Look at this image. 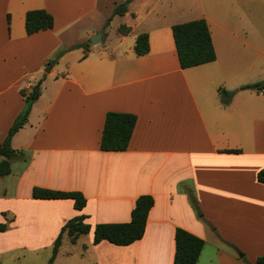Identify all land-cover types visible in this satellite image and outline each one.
<instances>
[{"label":"crops","instance_id":"0c3cea01","mask_svg":"<svg viewBox=\"0 0 264 264\" xmlns=\"http://www.w3.org/2000/svg\"><path fill=\"white\" fill-rule=\"evenodd\" d=\"M122 1L0 0V145L24 109L21 91L41 81L26 124L11 139L23 156L0 176V224H7L0 259L48 264L62 227L84 216L89 233L73 243L64 233L51 264H174L177 228L204 241L196 264H257L264 258V182L257 179L264 92L238 90V80L264 58L252 42L264 29V0H216L215 13L203 0H132L109 18L128 21L117 39L108 44L101 33L90 44L101 32L92 21ZM31 10L50 14L53 28L26 35ZM238 11L252 30L235 28ZM195 19L206 21L216 58L182 69L171 27ZM140 34L148 38L142 56L134 52ZM240 36L253 53L222 50ZM218 90L235 92L227 105ZM108 112L136 117L123 152L99 148ZM35 187L79 192L86 204L78 211L71 199H34ZM142 195L154 202L142 238L94 245V226L128 223Z\"/></svg>","mask_w":264,"mask_h":264},{"label":"trees","instance_id":"16d2710c","mask_svg":"<svg viewBox=\"0 0 264 264\" xmlns=\"http://www.w3.org/2000/svg\"><path fill=\"white\" fill-rule=\"evenodd\" d=\"M132 0H126L119 4L113 14L121 15L126 12V6ZM107 25V24H106ZM24 28L26 35H33L40 31L53 28V18L44 10H31L25 14ZM120 28V32H121ZM172 37L176 49V54L180 67L182 69L192 68L199 65L211 63L215 60V52L212 44V38L208 25L204 19H195L183 23L174 24L171 27ZM134 52L138 56L145 55L148 52V38L146 34L137 36L134 45ZM51 64L48 63L47 66ZM41 81L35 84L26 95L21 91L24 97V109L14 120L9 128L7 135L0 145V156L4 158L0 162V176L7 175L10 172V161L21 159L22 153L11 148V139L14 134L21 129L27 122L28 114L32 104L40 96ZM241 90L250 89L256 93L264 92V81L240 87ZM219 99L222 105H227L233 92L218 90ZM136 122L133 114L108 112L105 115L104 126L100 140V150L105 152H123L127 149ZM226 153H238L236 150H227ZM257 179L264 182V171L257 174ZM32 197L42 200L71 199L75 210H81L86 200L79 192H60L44 188H33ZM190 205L196 216L201 219V212L197 206L193 195L188 197ZM151 196H139L134 208L131 211L130 221L128 223L118 224H97L93 229L94 245L101 241H107L116 246H128L142 238L148 213L153 206ZM84 216H77L69 220L61 229V232L54 241L52 255L49 259L51 264L58 248L60 247L61 237L64 233L73 243L82 235H87L90 231V225L84 222ZM7 230V224H0V233ZM175 253L174 264H196L199 255L204 246V241L182 229L177 228L174 233ZM257 264H264V258L259 257Z\"/></svg>","mask_w":264,"mask_h":264},{"label":"rangeland","instance_id":"374dc122","mask_svg":"<svg viewBox=\"0 0 264 264\" xmlns=\"http://www.w3.org/2000/svg\"><path fill=\"white\" fill-rule=\"evenodd\" d=\"M125 1L126 0L115 4L114 7L107 12H106V10L102 11L103 13L100 14L94 21H92V24L90 27L92 29H94V31H101V32L94 34L93 36H96V35L101 36V33H103L105 35V37L110 38V40L108 41V44L113 43V40L117 39L118 27L122 24H125L128 21H126L124 19H117V18L114 21H112V20L110 21L109 18L111 17V14H112V16L115 15V14H113L115 8L119 4L124 3ZM203 1L205 2V7L212 9V11L215 13V10H216V3L215 2H216V0H203ZM130 4H131V2H129L127 4L126 11H127V7ZM209 5L211 6V8L209 7ZM123 14H121V15H123ZM188 14H190L192 17V15L194 13L190 12ZM121 15H119V16H121ZM130 19L131 18H129L128 20L130 21ZM235 22H236L235 28H237V29H242V28H244L246 30H248V29L252 30L253 29V26L252 27H250V26H251V24L252 25H254V24L252 22H248L247 19L242 18V15L239 11H238V15L235 17ZM257 35H259L260 38H258L256 41L252 40V42L254 43L253 45L255 46V48L258 50V53H259V51H264V29L262 27H260L259 30H257ZM93 36H91L89 38L90 44H92V37ZM245 38H246V36H240V41L233 39V40H230L227 44H222V50L234 49L236 51L239 50L241 52H252L253 53L252 43L249 41L243 43ZM262 57H264V56H262ZM261 81H264V58L258 59L255 66L253 68L251 67V69L247 73L243 74V76H241L239 78V80H238L239 89L238 90H241L240 87H242V86L252 85V84H255V83H258ZM245 90H250V89H245ZM241 91H243V90H241ZM251 91H253V90H251ZM232 92L234 95L235 92L234 91H232ZM231 98H230V100H231ZM237 253H240V254H238V256L244 255L242 252H237ZM8 257L9 256L7 255L4 258L0 259V264H10L8 261ZM21 261L22 262L20 264H23V261H24L23 258H21Z\"/></svg>","mask_w":264,"mask_h":264},{"label":"water","instance_id":"95a60500","mask_svg":"<svg viewBox=\"0 0 264 264\" xmlns=\"http://www.w3.org/2000/svg\"><path fill=\"white\" fill-rule=\"evenodd\" d=\"M98 37H99V38H98ZM100 38H101L100 35L93 36V37H92V45H96V44H98L99 41H100Z\"/></svg>","mask_w":264,"mask_h":264}]
</instances>
